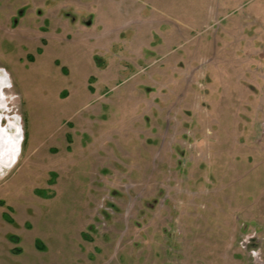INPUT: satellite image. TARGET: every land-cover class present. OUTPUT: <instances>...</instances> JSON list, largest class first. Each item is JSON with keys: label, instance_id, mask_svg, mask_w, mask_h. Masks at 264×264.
I'll return each mask as SVG.
<instances>
[{"label": "rangeland", "instance_id": "374dc122", "mask_svg": "<svg viewBox=\"0 0 264 264\" xmlns=\"http://www.w3.org/2000/svg\"><path fill=\"white\" fill-rule=\"evenodd\" d=\"M0 264H264V0H0Z\"/></svg>", "mask_w": 264, "mask_h": 264}]
</instances>
